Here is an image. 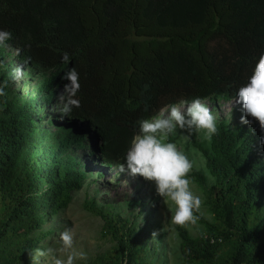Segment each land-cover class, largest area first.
I'll return each mask as SVG.
<instances>
[{"label":"trees","instance_id":"16d2710c","mask_svg":"<svg viewBox=\"0 0 264 264\" xmlns=\"http://www.w3.org/2000/svg\"><path fill=\"white\" fill-rule=\"evenodd\" d=\"M0 29L12 33L10 48L31 70L53 71L30 95L7 87L0 97V264H23L51 233L42 225L64 212L92 173L70 154L84 147L83 137L103 170L124 160L141 120L181 101L235 98L264 54V0H0ZM71 67L80 107L66 118L76 122L50 142L44 104L58 100ZM10 76L0 73V82ZM262 136L258 122L221 121L209 148L193 143L214 179L209 187L201 171L191 174L211 220L201 217L196 237L175 226L183 264H264ZM85 208L103 218L102 236L116 243L97 264H154L132 223Z\"/></svg>","mask_w":264,"mask_h":264},{"label":"rangeland","instance_id":"374dc122","mask_svg":"<svg viewBox=\"0 0 264 264\" xmlns=\"http://www.w3.org/2000/svg\"><path fill=\"white\" fill-rule=\"evenodd\" d=\"M16 51V49L10 47L5 49L1 61L3 67L0 73L7 71L12 73L18 65L24 67V79L12 81L9 77L8 88L12 93H22L24 96L30 95L36 89V86L42 80L48 78L53 71L36 73L17 57ZM203 101L210 106L213 114L217 117L218 123L226 121L230 127L240 124L241 106L236 104L233 99L225 101L208 98ZM51 103L57 104L58 100L56 102L52 100L46 105L44 104L43 113L46 115L45 117L48 116L51 122L46 126L51 132L50 142H57L58 132H64L62 125L71 126L68 127L70 129L75 125L76 120L66 117L61 119L59 113L52 112ZM166 108H163L153 119L164 113ZM80 132L91 135L87 126H83ZM137 135L138 131L135 137ZM170 139L193 162V169L189 173L191 187L194 193L201 195L203 201L202 217L205 221H210L211 214L206 205L204 193L191 176L194 171H201L206 177L207 186L213 185L214 179L205 167V159L193 145L194 142H198L209 148L210 140L204 139L202 133L195 134L188 140L184 139L183 133H178ZM82 143L84 147L74 148V150H70V154L77 156L81 162L87 163V167L92 173L89 174L83 188L73 194V198L68 207L64 209V212H60L50 222L42 225L41 231L51 230V233L39 243L38 247L49 245L59 247V231H62L64 227H71L74 232V249L83 251L87 255V260L82 264H97L96 259L109 248L115 246L116 243L110 236H102L105 225L103 218L85 208L86 204H93L97 209L103 210L108 215L118 214L123 220L132 223L133 228L136 232H139L142 238L146 260L154 258V264H183L179 249L180 238L175 227L170 224L171 212L169 209L171 205L169 202H164L163 198L156 194L154 182L145 180L138 174L133 176L128 174L127 171L119 172V165L117 164H113L111 167L106 166L102 170V165L94 162L90 154L89 145L92 142L83 137ZM121 163H125V161L123 160ZM100 170L102 175H99ZM155 201H157L156 205ZM185 228L192 237H196L199 232L203 231L204 225L198 222L197 225H190ZM158 236L161 237L159 244L156 243ZM34 253L35 250L29 253L26 256V263L23 264H37ZM38 264H46V261L40 258Z\"/></svg>","mask_w":264,"mask_h":264},{"label":"clouds","instance_id":"9594fccd","mask_svg":"<svg viewBox=\"0 0 264 264\" xmlns=\"http://www.w3.org/2000/svg\"><path fill=\"white\" fill-rule=\"evenodd\" d=\"M10 40L12 33L0 29V49H8ZM16 55H20L19 49ZM61 60L63 64L69 65L72 58L65 52ZM24 76L25 68L18 65L10 79L21 81ZM62 79L68 82L59 93L58 103L52 107V112L59 113L61 119L70 117L74 108L80 107L79 72L75 67L68 68ZM7 87L8 82H0V97L7 95ZM233 101L241 106L242 125H251L255 121L264 130V54L256 59L246 82L237 89ZM178 133H183L185 140L198 133H202L204 139L211 140L218 133L217 117L206 102L194 98L191 102L181 101L179 106L169 105L158 118L141 120L138 135L126 151L123 157L125 163L119 164L118 171H127L133 176L138 174L154 182L156 194L171 205V226L188 227L197 225L203 216V201L201 195L194 193L191 187L189 173L193 169V162L170 139ZM261 143H264V136L261 137ZM58 241L59 247L49 245L35 249L37 264L40 258L46 264H82L87 260L85 252L74 249V232L71 227L59 231Z\"/></svg>","mask_w":264,"mask_h":264}]
</instances>
